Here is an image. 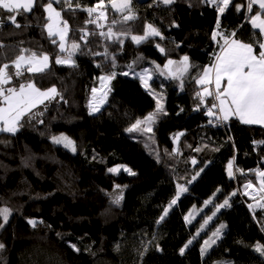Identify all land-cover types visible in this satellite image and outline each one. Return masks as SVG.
Listing matches in <instances>:
<instances>
[{"label":"trees","instance_id":"1","mask_svg":"<svg viewBox=\"0 0 264 264\" xmlns=\"http://www.w3.org/2000/svg\"><path fill=\"white\" fill-rule=\"evenodd\" d=\"M48 2L37 0L31 12L21 10L20 27L0 10V68L7 64L11 76L4 89L31 83L58 93L23 116L17 132H0V208L11 210L7 222L0 216V264H264L255 251L257 244L264 246V208L259 207L264 191L257 177V170L264 172V143H258L264 141V128L234 118L220 126L206 115L211 98L200 105L196 97L201 91L196 79L213 63L224 38L235 33L242 42L256 41L258 32L248 19L257 8L250 13L247 0H232L221 14L203 0L169 5L131 0L135 19L124 22L129 13L116 12L110 0H104L106 18L100 19L85 10L99 0H72L71 6L53 0L62 23H68L67 47L61 52L57 36L49 37L44 27ZM149 24L160 35L134 42L131 37L144 36ZM109 28L116 34L111 38ZM214 31L220 34L216 40ZM73 43L79 46L74 51ZM69 51L74 63L58 64ZM33 53L47 55L48 66L40 72L19 69L16 75L13 62ZM184 56L190 68L181 87V80L158 71ZM142 69L150 75L147 88L134 75ZM103 74L112 77L104 104L90 112L92 90ZM157 98L164 113L151 131H127L154 110ZM58 135L69 137L75 151L55 144ZM116 164L134 175L107 171ZM249 183L257 195L244 194ZM178 184L187 191L158 223ZM117 196L119 204L113 203ZM226 199L228 205L217 211ZM202 204L204 214L215 212L212 226H224L203 254L201 238L194 234L199 218L185 219ZM29 219L37 221L35 228Z\"/></svg>","mask_w":264,"mask_h":264},{"label":"snow or ice","instance_id":"2","mask_svg":"<svg viewBox=\"0 0 264 264\" xmlns=\"http://www.w3.org/2000/svg\"><path fill=\"white\" fill-rule=\"evenodd\" d=\"M55 2L60 3L64 2L71 6L72 0H55ZM165 5L172 4L174 0H160ZM203 2L208 3L210 5H215L218 13L223 14L225 10L232 3V0H203ZM37 0H0V10L6 11L10 13L8 19L12 24H15L16 27H20V25L16 22V16L21 13V10L25 13L31 12L35 7ZM110 4L112 9L116 12L123 13L127 11L129 14L123 16V21L127 22L129 20L135 19L133 15H131V0H110ZM258 5L260 11H257L255 15H252L250 18L251 27L253 30L258 29V33L254 32L256 36V41L252 43L242 42L239 39H228L224 38L223 45H220V52L215 54V63L209 67H204L202 75L196 79V84L202 86V91H198L196 93V97L200 101V105L205 104L206 97H212L213 102L210 107H208L206 115L210 118H215V120H223L228 121L230 117H236L243 124H259L264 126V0H248L247 10L248 12L253 11V6ZM78 6V5H77ZM44 11L48 13L47 20L48 23L45 24V28L48 31L49 37L59 36L60 40V50L61 52L65 51V37L68 33V23L63 21V27H59L61 24V12L57 11L53 7V0H49L47 4L43 5ZM97 9H100L99 17H105V5L104 0H99L98 5L95 8L89 7L85 9L89 15L91 16L93 12H96ZM241 10V6L237 5V11ZM2 17H0V23H2ZM95 23V21H89ZM116 23V21H113ZM99 26V25H98ZM217 28H219V20L217 21ZM101 35H105L101 33ZM108 37L111 38L112 35H116L112 32L111 28H109ZM159 31L153 27L152 25L145 26V34L144 36H132L131 39L139 44L143 40H145L148 36H159ZM220 35L218 32L214 31L212 34V39L216 40L217 36ZM235 37V33L232 34ZM53 43H56V40L53 39ZM122 43V41H121ZM257 45H258V54H257ZM79 46L75 43L71 45V49L74 51ZM159 47V46H157ZM161 52H164L163 48H160ZM72 51L68 52V57L66 60H61L59 57L56 62L59 63H74L72 61ZM105 55L107 53L105 52ZM36 54L33 53V58H35ZM49 57L47 55H43L40 60L37 62L40 66L30 67L28 71L30 72H40L43 71L44 68L48 66L47 61ZM24 61V57H17L16 61H14V65L17 69L16 75H20V67L22 62ZM188 56H184L180 62H175L173 60H168V62L164 65L163 70H161V75L165 74L167 71V75L172 79L181 80V87H183L182 78L189 71ZM176 65L175 68H172V65ZM131 67V65H129ZM8 65L5 64L2 68H0V103H3L5 106L0 107V132H8L14 134L19 129V122L23 116L31 111L32 108L36 107L38 103H43L44 99L51 98L52 94L56 93L55 88L48 89L47 92H41L39 89L35 87L34 84L29 83L26 87L28 92L25 91V85H21L19 91L15 88L4 89L3 85L7 84L11 80V76L8 74L6 69ZM126 74V73H125ZM147 74V70L144 73L140 74V78L142 83L147 87V83L145 81V75ZM115 74L113 73V76ZM111 76H102L100 77L101 82L103 84L104 81L110 80ZM214 86V88L212 87ZM93 93L96 92L94 88ZM155 97L154 93H149ZM107 93L103 94L106 97ZM104 99L100 100V103H103ZM90 112L99 111V105L93 106L91 103L89 105ZM198 110V109H197ZM159 112H163V105L160 102V99L157 98V111L154 113H150L146 116L143 121L137 120L135 124H133L127 131L131 132L134 130H138L141 124L148 125L144 129V131H151V123L154 122L156 115ZM209 123H212V119L209 120ZM182 135V134H178ZM53 142L57 144L63 143L65 147L71 148L75 151V147L73 141L70 140L66 136L53 137ZM264 143V141L258 142ZM199 151V149H197ZM193 164L196 163L195 160L192 161ZM118 169H109L110 172H116ZM129 174L134 175L129 169H125ZM201 171H203L201 169ZM199 172L196 173L192 177L194 181L197 176H199ZM228 175L232 177V161H229L228 164ZM257 177L261 180V190L264 191V172H260L257 170ZM191 183V181H189ZM251 183H249L246 187H251ZM187 191V188L183 185H177V194L176 198L172 199L167 207L163 209V215L160 217L158 223L162 221L165 216L168 214L169 209L176 204L177 199L180 193ZM247 194V193H246ZM120 196L114 198L113 203H120ZM210 201H205V203H209ZM228 205V200L226 199L223 204L217 206V211L219 208L225 207ZM253 206L249 205L251 209ZM259 207L264 208V204H260ZM11 215V210L7 207L0 208V216L3 217L4 221L7 222L9 216ZM215 215V212L213 213ZM187 220L188 218L185 217ZM211 217H208L205 220V224L208 223ZM28 223L35 228L37 225V221L33 219H29ZM4 225L0 224V228H3ZM203 228V225L201 226ZM224 226L221 225V229ZM220 229H217L216 232L212 234L213 237L219 238ZM192 241H188V244H191ZM215 243V239L210 237L208 240L204 241V245L201 248V253L207 251V249L211 246V244ZM188 244H186L183 248L180 249L181 254H183L185 248H187ZM4 247L3 244H0V249ZM74 250L75 246H72ZM255 251L258 252L261 256H264V246L257 244L255 246Z\"/></svg>","mask_w":264,"mask_h":264},{"label":"rangeland","instance_id":"3","mask_svg":"<svg viewBox=\"0 0 264 264\" xmlns=\"http://www.w3.org/2000/svg\"><path fill=\"white\" fill-rule=\"evenodd\" d=\"M217 2H219V0H217ZM99 12H100V9H97V11L94 12V15H95L96 17H97V16L99 17ZM47 15H48V13H47ZM46 31H47V29H46ZM47 32H48V31H47ZM166 63H167V62H166ZM171 67H172V68H175L176 65H172ZM163 68H164V66H163L161 69H159L158 73H161V70H163ZM144 72H145V69H142V70L136 71L134 75H136V76L139 78V80L141 81L140 74H141V73H144ZM165 74L167 75V71H165ZM102 76H109V75H105V74H103ZM102 76H101V77H102ZM149 79H150V75H149V73H148V71H147V74L145 75V81H146V83L148 82ZM108 84H109V80L104 81L103 84H102L101 79L99 78V86H98V88H96V92H95V93L92 92V95H91L90 101L88 102L89 105H90V103H91L93 106H95V105H99V107H101V106L104 104V102H103V103H100V100L103 98L104 101H105V97L103 96V94L106 92V90H107V88H108ZM141 84H142L143 87H145V84L142 83V81H141ZM145 88H147V87H145ZM160 102H161V104L163 105V103H162L161 100H160ZM89 105H88V107H89ZM1 107H2V106H1ZM89 109H90V107H89ZM156 111H157V99H156L155 108H154V110H152V112H150V113H154V112H156ZM150 113H149V114H150ZM163 113H164V109H163V112H159V113L156 115V118H155L154 122L159 118L160 114H163ZM149 114H148V115H149ZM148 115H146V116H148ZM146 116H145V117H146ZM145 117H144V118H145ZM144 118H143V119H144ZM143 119H141V121H143ZM154 122H152V123H154ZM135 123H136V122H135ZM135 123H134V124H135ZM152 123H151V124H152ZM20 127H21V126H19V128H20ZM146 127H148V125L141 124V125L139 126V130L142 131V133H147V131H144V129H145ZM150 127H151V125H150ZM60 136H65V135H58V136H56V137H60ZM66 137H67V136H66ZM68 138H69V137H68ZM69 139H70V138H69ZM70 140H71V139H70ZM55 144H57V143H55ZM57 145L63 147L64 149H66V150H68V151H70V152H74L71 148H67V147H65L63 143H61V144H57ZM109 169H118V170H117L116 172H110ZM109 169H108L107 171L110 172V173H112V174H117V173H119V172H121V171H123V172L129 174L128 171H125V169H129V168L126 167L125 165H122V164H116V165L110 167ZM246 193H247V194H246ZM244 194H245V195H250V196H255V195H257V190H256V188H255L254 186L246 187V188H245V191H244ZM205 207H206V206H205L204 204H202V205H200V206H197V207H196V206L192 207V208L190 209V211L186 214V217H187L188 219H190L191 221H195V220H197V218H199V220H198L199 223H198V226H197V228H196L194 234H195V237H196V238H199V237L201 238L200 249H201L202 246L204 245V241H205V240H208L210 237H212L213 239H215V243H214V244H211V246L207 249V251H208V250H209L211 247H213V246L216 244V242L220 239V237H221V233H222L224 227L221 229V225L212 226V222H213L214 215H213V214H210V213H209V214H204ZM208 217H211V219L208 220V223H207V224H205L204 222H205V220L208 219ZM202 225H203V228L201 227ZM217 229H220V233H219V238H218V239L212 236V234H213L214 232H216ZM188 245H189V244H188Z\"/></svg>","mask_w":264,"mask_h":264},{"label":"crops","instance_id":"4","mask_svg":"<svg viewBox=\"0 0 264 264\" xmlns=\"http://www.w3.org/2000/svg\"><path fill=\"white\" fill-rule=\"evenodd\" d=\"M256 8H257V10H256V12L257 11H260V9H259V6L258 5H254ZM255 12V13H256ZM255 13H253L252 15H255ZM251 15V16H252ZM251 16L249 17V19H248V24L250 25V27H251V23H250V18H251ZM59 27H63V23L61 22V24L59 25ZM252 28V27H251ZM255 31H257L258 32V29L257 30H255ZM57 38H58V40H59V36H57ZM232 38H234L233 36H231V37H229L228 39H232ZM261 39H264V38H261ZM59 42H60V40H59ZM223 43H224V39H223V42H222V44L221 45H223ZM66 47H67V43H66V37H65V49H66ZM220 52V47H219V49H218V51H217V53H219ZM216 53V54H217ZM258 54V53H257ZM43 55H45V54H42V55H39V56H37V57H35V58H31L30 56L28 57V56H25V55H21L22 57H24V61L22 62V64H21V67H20V69H23V68H26V70L28 71V69L30 68V67H37V66H40L37 62L40 60V58L43 56ZM20 57V56H19ZM67 57L68 56H63L62 58H60L61 60H66L67 59ZM215 63V57H214V60H213V63L212 64H214ZM47 64H49V59H48V61H47ZM211 64V65H212ZM210 65V66H211ZM15 66V65H14ZM207 67H209V66H207ZM16 68V67H15ZM45 69V68H44ZM30 72V71H29ZM34 72V71H33ZM203 73V72H202ZM202 75V74H201ZM28 85V84H27ZM27 85H25V91L26 92H28V91H30V90H28L27 89ZM199 88H200V90L202 91V86H200V85H197ZM213 88H214V86H212ZM17 91H19V89H17ZM48 90H46V91H41V92H47ZM55 94H52V96H51V98L54 96ZM206 98H211V100H212V102H213V98L212 97H206ZM45 100H47V99H44V101ZM39 104H41V103H38L37 105H39ZM36 105V106H37ZM2 107L3 106H5L3 103H2V105H1ZM0 106V107H1ZM33 109V108H32ZM231 118H234V119H236V120H238V122H240L239 121V119L238 118H236V117H230L229 119H231ZM22 120H23V117L21 118V120H20V122H19V125L21 126V124H22ZM221 121H223L222 119H221ZM241 123V122H240ZM241 124H243V123H241ZM245 125H253V126H259V127H262V128H264V126H262V125H259V124H245Z\"/></svg>","mask_w":264,"mask_h":264},{"label":"built area","instance_id":"5","mask_svg":"<svg viewBox=\"0 0 264 264\" xmlns=\"http://www.w3.org/2000/svg\"><path fill=\"white\" fill-rule=\"evenodd\" d=\"M248 1V0H247ZM89 105V104H88ZM100 108V107H99ZM219 125L221 126L222 125V122L221 120L218 121Z\"/></svg>","mask_w":264,"mask_h":264}]
</instances>
